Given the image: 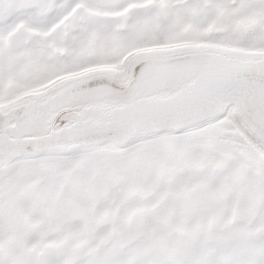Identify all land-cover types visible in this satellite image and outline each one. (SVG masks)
I'll use <instances>...</instances> for the list:
<instances>
[{
    "label": "snow or ice",
    "instance_id": "1",
    "mask_svg": "<svg viewBox=\"0 0 264 264\" xmlns=\"http://www.w3.org/2000/svg\"><path fill=\"white\" fill-rule=\"evenodd\" d=\"M0 264H264V0H0Z\"/></svg>",
    "mask_w": 264,
    "mask_h": 264
}]
</instances>
